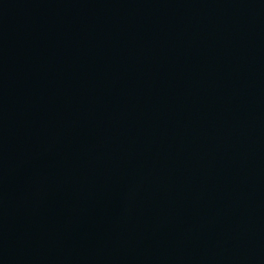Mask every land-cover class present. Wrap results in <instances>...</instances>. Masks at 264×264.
<instances>
[{"label":"water","instance_id":"obj_1","mask_svg":"<svg viewBox=\"0 0 264 264\" xmlns=\"http://www.w3.org/2000/svg\"><path fill=\"white\" fill-rule=\"evenodd\" d=\"M0 264H264V0H0Z\"/></svg>","mask_w":264,"mask_h":264}]
</instances>
